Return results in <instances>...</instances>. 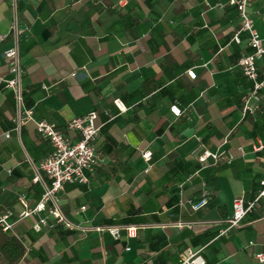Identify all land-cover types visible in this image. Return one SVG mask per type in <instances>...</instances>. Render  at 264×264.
<instances>
[{
	"label": "crops",
	"instance_id": "0c3cea01",
	"mask_svg": "<svg viewBox=\"0 0 264 264\" xmlns=\"http://www.w3.org/2000/svg\"><path fill=\"white\" fill-rule=\"evenodd\" d=\"M250 13L264 37V0H253ZM18 14L28 26L19 44L26 107L72 140L80 133L69 120L98 113L99 165L88 183L64 185L62 210L74 222L135 226V235L123 230L115 240L61 225L36 230L41 217L52 221L47 211L21 218L20 195L34 207L50 183L42 170L43 182L33 181V164L53 145L34 121L14 129V92L0 86V213L11 210L13 224L0 229V264H182L190 250L207 264H261L255 254L264 251V198L221 232L234 200H253L264 179V147L254 150L264 144V89L244 116L253 83L239 60L252 48L246 32L234 39L237 8L229 0H18ZM13 17L12 1L0 0L5 77ZM258 66L263 73L264 59ZM220 148L233 162L198 160V152ZM204 191L209 203L192 210L189 202ZM179 220L192 226L177 227ZM11 238L24 248L12 263L5 251Z\"/></svg>",
	"mask_w": 264,
	"mask_h": 264
},
{
	"label": "built area",
	"instance_id": "2783aa9c",
	"mask_svg": "<svg viewBox=\"0 0 264 264\" xmlns=\"http://www.w3.org/2000/svg\"><path fill=\"white\" fill-rule=\"evenodd\" d=\"M11 1L14 17L11 22L10 32L13 35L14 43L3 53L11 76H0V86L12 89L14 92L17 106V111L13 118L15 122L14 129L19 131L22 125L29 121H34L39 133L47 137L53 145L51 154L39 163L35 162L33 164L35 169L33 181L36 183L43 182L40 172L42 170L48 176L50 183L45 184L44 192L34 207H30L25 193L20 195V201L24 206L23 211L20 213L21 218L28 217L33 213L47 211L53 218L52 221L48 222L46 217H41L34 225L36 230H41L43 225L50 227L61 225L70 230L108 232L115 240L121 238L123 230H126L128 236H134L135 226L89 225L84 222H74L62 210L59 192L64 189V185L66 183H88L89 174L99 165L100 160L94 144L100 133V126L96 124L98 113L91 111L88 114L69 120L68 127L80 133L77 140H72L61 132L54 123L45 119H37L34 116V111L26 107L24 88L21 84V76L24 69L21 63L19 44L27 34L28 26L22 22L18 14V0ZM252 1L229 0L230 4L237 8L241 21L240 29L236 32L234 39L240 42V33L246 32L248 34V44L252 48L250 53L243 55L239 60L243 74L253 83L252 91L243 98L244 116L254 113L255 108L252 105V99L258 100L261 90L264 89V72L260 73L258 66V61L264 59V37L259 33L255 19L250 13ZM4 37L3 34H0V42ZM188 73L190 76L196 77L194 70H188ZM116 103L121 110L126 109L121 100H116ZM171 111L175 115L182 114V109L178 104H172ZM5 135L9 137L11 132H6ZM263 147L264 144L260 142L254 146V150H261ZM240 149H243V147L240 146ZM194 152L197 153V149ZM151 154L152 151L150 150L143 152V157L147 162L150 161ZM234 158V154L225 148H220L216 151L204 149L198 152V160L201 162L212 159L214 162L226 160L228 163H231ZM150 168L151 164L148 163L146 171L150 170ZM260 184L261 189L253 200L247 202L244 196H239L234 200L232 214L226 219V227L221 231L222 233H226L231 228L238 226L246 215L264 198V179L260 181ZM189 203L192 210L198 211L209 203V196L204 191L198 199L192 200ZM85 208L86 206L82 207V209ZM11 214V210L0 213V229L4 232L9 231L13 226L9 220ZM176 226L191 227L192 224L179 220L176 222ZM255 257L259 263L264 264V251L257 252ZM182 264H207V261L200 251L190 250L189 254L182 260Z\"/></svg>",
	"mask_w": 264,
	"mask_h": 264
},
{
	"label": "trees",
	"instance_id": "16d2710c",
	"mask_svg": "<svg viewBox=\"0 0 264 264\" xmlns=\"http://www.w3.org/2000/svg\"><path fill=\"white\" fill-rule=\"evenodd\" d=\"M5 251L9 261L12 263L22 256L24 248L18 240L11 238L8 242V246L5 247Z\"/></svg>",
	"mask_w": 264,
	"mask_h": 264
}]
</instances>
